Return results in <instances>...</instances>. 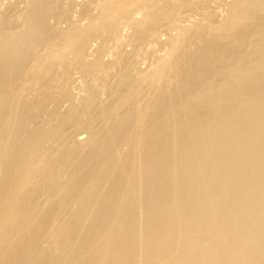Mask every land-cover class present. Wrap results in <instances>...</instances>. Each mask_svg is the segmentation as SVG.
<instances>
[{
	"label": "bare ground",
	"instance_id": "obj_1",
	"mask_svg": "<svg viewBox=\"0 0 264 264\" xmlns=\"http://www.w3.org/2000/svg\"><path fill=\"white\" fill-rule=\"evenodd\" d=\"M77 1L0 0V264H264V0Z\"/></svg>",
	"mask_w": 264,
	"mask_h": 264
},
{
	"label": "rangeland",
	"instance_id": "obj_2",
	"mask_svg": "<svg viewBox=\"0 0 264 264\" xmlns=\"http://www.w3.org/2000/svg\"><path fill=\"white\" fill-rule=\"evenodd\" d=\"M83 1H85V0H78L77 2L78 3H75V5H73L70 9H69V11L67 12V17H69V18H67L66 20H65V22L63 21H61L60 22V24L59 23H57V25L59 26H61L62 28L64 27V28H66L69 24H70V22L71 23H73V21H74V23H76V24H85L86 23V21L88 20L87 19V16L84 14V13H82V11L80 12V10H81V2H83ZM222 1H228V0H222ZM73 10V11H72ZM75 11V12H74ZM136 11V12H135ZM135 12V13H134ZM134 12H133V16H136V17H139L140 15H138V13H140V12H138V10H134ZM135 14V15H134ZM138 15V16H137ZM74 17V18H73ZM196 17V16H195ZM68 20V21H67ZM67 21V22H66ZM51 23L53 22V20H51L50 21ZM119 22H121L122 23V20H120ZM69 23V24H68ZM81 24V25H82ZM57 26V27H58ZM58 27V28H61V27ZM66 26V27H65ZM61 28V29H62ZM127 32H129V30H127L125 33H127ZM129 34V33H128ZM161 34H163V35H161ZM166 35L168 36V35H170V33L168 34V33H166V31H163L162 29L160 30V31H158V33H157V35L155 34V36H153L152 37V39H150V41H154V42H156L155 40H159V41H164L165 39L164 38H166ZM130 36H132V35H129L128 37V41H126V43L124 44V46H123V49L124 50H126V51H128V52H130V53H132L133 51L135 52V49H139V50H143V47L145 46V45H142V42L138 45V43L135 41V39H134V36H132V38L130 37ZM155 39V40H154ZM164 39V40H163ZM167 39V38H166ZM100 39L99 38H97V37H94V38H92L91 40H90V42H89V46H90V48H91V51L93 52L94 51V48H95V50H96V48L98 47L99 48V45H100V43H101V40L99 41ZM152 41V42H153ZM96 44H98V46L96 45ZM110 44H111V47H113V44L111 43V41L110 42H108V44H107V46H106V49L107 48H109L110 47ZM145 44V43H144ZM137 45V46H136ZM109 46V47H108ZM139 46V47H138ZM142 47V48H141ZM97 48V49H98ZM113 49V48H112ZM133 50V51H132ZM144 50H145V47H144ZM109 51H110V49H107V51H105L101 56H102V58L104 59V60H106V59H109L110 60V58H112V56H110V54H109ZM157 51H159L160 52V50H157ZM157 51H155V52H157ZM106 52H108V53H106ZM155 52H153V53H155ZM158 52V53H159ZM153 53H150L149 54V56L146 58V59H142L141 58V56H137L139 59H137V62H138V64L136 63V65H137V67H139V68H141V69H144L142 66H144L145 68H147L148 66H149V64H151V62H152V60H151V58H152V56L154 57V55L156 56V54H153ZM132 54H134V53H132ZM153 54V55H152ZM105 55H106V57H105ZM134 55H136V54H134ZM150 56H151V58H150ZM150 60V61H149ZM139 65V66H138ZM107 68H109V67H107ZM78 73L75 71V72H73L72 74H71V79H73L72 81H74V82H71V84H70V90H71V92L73 93V94H77V92L78 93H81V91H79L80 90V85H81V81H79L80 79H78L79 77V74L77 75ZM76 75V76H75ZM78 79H76V78ZM75 84V85H74ZM76 86V87H75ZM78 89V90H77ZM80 132V131H79ZM76 133V135L77 136H79V137H82V136H84L85 135V133L83 134L82 132H80V133Z\"/></svg>",
	"mask_w": 264,
	"mask_h": 264
}]
</instances>
